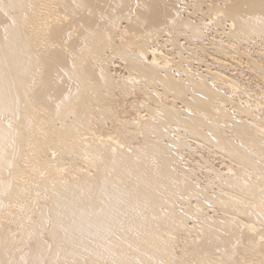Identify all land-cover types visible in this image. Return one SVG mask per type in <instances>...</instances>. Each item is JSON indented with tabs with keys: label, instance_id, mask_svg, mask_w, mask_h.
Returning a JSON list of instances; mask_svg holds the SVG:
<instances>
[{
	"label": "bare ground",
	"instance_id": "obj_1",
	"mask_svg": "<svg viewBox=\"0 0 264 264\" xmlns=\"http://www.w3.org/2000/svg\"><path fill=\"white\" fill-rule=\"evenodd\" d=\"M264 0H0V264H264Z\"/></svg>",
	"mask_w": 264,
	"mask_h": 264
},
{
	"label": "rangeland",
	"instance_id": "obj_2",
	"mask_svg": "<svg viewBox=\"0 0 264 264\" xmlns=\"http://www.w3.org/2000/svg\"><path fill=\"white\" fill-rule=\"evenodd\" d=\"M252 87L255 88L257 91H264V82L256 78L252 81Z\"/></svg>",
	"mask_w": 264,
	"mask_h": 264
}]
</instances>
